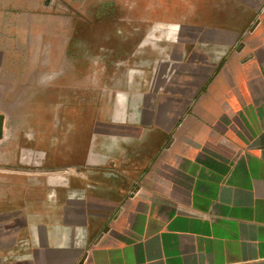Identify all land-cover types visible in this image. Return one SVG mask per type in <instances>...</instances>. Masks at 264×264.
Masks as SVG:
<instances>
[{"label": "crops", "instance_id": "0c3cea01", "mask_svg": "<svg viewBox=\"0 0 264 264\" xmlns=\"http://www.w3.org/2000/svg\"><path fill=\"white\" fill-rule=\"evenodd\" d=\"M167 1L140 0L178 18L93 121L76 185L2 190L0 264H264V0ZM114 2L0 0V91L69 36L54 7Z\"/></svg>", "mask_w": 264, "mask_h": 264}, {"label": "rangeland", "instance_id": "374dc122", "mask_svg": "<svg viewBox=\"0 0 264 264\" xmlns=\"http://www.w3.org/2000/svg\"><path fill=\"white\" fill-rule=\"evenodd\" d=\"M157 8L140 7V0L53 8L64 16L62 28L71 25L69 36L38 38L29 49L32 59L28 53V58L11 62L13 75L5 77L0 91V115L6 118L0 140V196L2 190L18 192V186L29 185L43 198L46 178L53 197L61 195L56 190L62 184L76 185L93 121L126 85L127 70L141 66L140 48L157 22L178 18L172 7H161L165 13ZM183 8L180 18L187 14Z\"/></svg>", "mask_w": 264, "mask_h": 264}, {"label": "water", "instance_id": "95a60500", "mask_svg": "<svg viewBox=\"0 0 264 264\" xmlns=\"http://www.w3.org/2000/svg\"><path fill=\"white\" fill-rule=\"evenodd\" d=\"M3 117L2 116H0V133H1V131H2V128H3Z\"/></svg>", "mask_w": 264, "mask_h": 264}]
</instances>
